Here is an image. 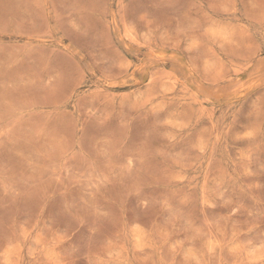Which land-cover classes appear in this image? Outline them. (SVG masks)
Here are the masks:
<instances>
[{
  "label": "rangeland",
  "instance_id": "1",
  "mask_svg": "<svg viewBox=\"0 0 264 264\" xmlns=\"http://www.w3.org/2000/svg\"><path fill=\"white\" fill-rule=\"evenodd\" d=\"M0 264H264V0H0Z\"/></svg>",
  "mask_w": 264,
  "mask_h": 264
}]
</instances>
